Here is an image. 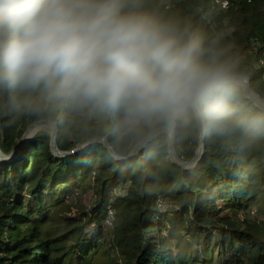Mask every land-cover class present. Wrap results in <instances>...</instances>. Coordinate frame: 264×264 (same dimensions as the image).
I'll return each mask as SVG.
<instances>
[{
	"label": "trees",
	"instance_id": "obj_1",
	"mask_svg": "<svg viewBox=\"0 0 264 264\" xmlns=\"http://www.w3.org/2000/svg\"><path fill=\"white\" fill-rule=\"evenodd\" d=\"M230 4L213 11L209 0H171L166 9L145 0L147 8L183 21L223 58L238 62L237 72L264 100L257 64L264 51V0ZM234 106L237 117L264 116L243 87ZM50 118H57L60 151L107 138L123 158L164 127L122 135L116 114L89 115L71 105L17 110L10 93L0 90V152L10 156L30 125ZM205 131V154L190 169L170 162L166 134L123 164L104 144L58 158L50 133H38L15 161H0V264H264V130ZM199 140L197 124H177L179 162L194 157ZM158 199L170 205L167 213L157 209ZM109 207L113 229L105 226Z\"/></svg>",
	"mask_w": 264,
	"mask_h": 264
},
{
	"label": "clouds",
	"instance_id": "obj_2",
	"mask_svg": "<svg viewBox=\"0 0 264 264\" xmlns=\"http://www.w3.org/2000/svg\"><path fill=\"white\" fill-rule=\"evenodd\" d=\"M237 63L145 0H0V90L17 110L116 114L122 135L193 122L258 133L264 116H236Z\"/></svg>",
	"mask_w": 264,
	"mask_h": 264
},
{
	"label": "water",
	"instance_id": "obj_3",
	"mask_svg": "<svg viewBox=\"0 0 264 264\" xmlns=\"http://www.w3.org/2000/svg\"><path fill=\"white\" fill-rule=\"evenodd\" d=\"M245 78V83L242 86L244 88V93H245V97L246 99L250 100L255 106H257L258 108H260L263 112H264V100L262 98H260L251 88V83L249 81L248 78ZM253 94L256 95L260 101H263L262 103H260L258 101V99H256L255 97H253ZM44 124H53L52 127V133H51V137H52V141H51V148H52V152L53 155H55L58 158H68L70 156H74L77 155L78 153H80L81 151L85 150L86 148L95 145V144H104L106 149L109 151V153L112 155V157L114 159H116L117 161H120L123 164L129 163L132 160H136V157L146 148V146L152 141L154 140L157 136L162 135V134H166L168 136V143H169V149H168V155H169V160L171 163H173L176 166H179L183 169H190L193 168L195 166H197V164L202 160L204 154H205V129H203L202 127L199 126V132H200V140H199V146L196 150V153L194 155V157L187 162H179L176 156V134H177V126L174 129L173 126L172 127H162L157 129L156 131L152 132L151 134H149L147 137H145L143 140H141L137 145H135L132 148V151L129 155V157L127 158H123L120 157L115 151L114 149L111 147L110 143L108 142L107 138H98L95 140H91L88 141L84 144H80L77 145L75 149H73L72 151L69 152H62L59 150L58 148V144L60 141V133H59V127L57 125V123L53 122L50 119H46L43 121H38L32 125H30L27 130L25 131L24 135L22 136V138L20 139L18 146L16 147L15 151L10 155V156H5L0 152V161L2 162H12L15 161L17 156L20 154V152L25 149L27 147V144L29 142L26 141V137L29 134V132H32L34 129L36 131V129H39L42 125ZM174 131H176V133H174ZM37 132V131H36ZM170 132H173L174 134L171 135ZM38 134V132L36 133V135Z\"/></svg>",
	"mask_w": 264,
	"mask_h": 264
},
{
	"label": "built area",
	"instance_id": "obj_4",
	"mask_svg": "<svg viewBox=\"0 0 264 264\" xmlns=\"http://www.w3.org/2000/svg\"><path fill=\"white\" fill-rule=\"evenodd\" d=\"M159 6L169 9L171 7V0H154ZM210 6L213 11L228 10L230 8V0H209ZM258 51V49H256ZM252 54V52H251ZM257 64L263 70V81H264V51L258 54ZM175 129L176 126H173ZM175 132V131H174ZM173 132H171V135ZM119 195L118 192H116ZM170 205L162 199L157 200V209L162 213H167L170 210ZM115 220V211L109 207L107 210V216L105 219V226L107 229H113Z\"/></svg>",
	"mask_w": 264,
	"mask_h": 264
},
{
	"label": "bare ground",
	"instance_id": "obj_5",
	"mask_svg": "<svg viewBox=\"0 0 264 264\" xmlns=\"http://www.w3.org/2000/svg\"><path fill=\"white\" fill-rule=\"evenodd\" d=\"M253 97H255L256 99H258V101L260 102V103H262L263 101H260V99L256 96V95H254L253 94ZM46 128H48L47 127V125L46 124H44V125H42L39 129H36V131L37 132H40V131H43V130H45ZM35 131V129L32 131V132H29V134L27 135V137H26V141L27 142H30V140L36 135V132ZM171 133V132H170Z\"/></svg>",
	"mask_w": 264,
	"mask_h": 264
},
{
	"label": "rangeland",
	"instance_id": "obj_6",
	"mask_svg": "<svg viewBox=\"0 0 264 264\" xmlns=\"http://www.w3.org/2000/svg\"><path fill=\"white\" fill-rule=\"evenodd\" d=\"M50 120L52 121V123H53V122L57 123V118H50ZM46 125H47L48 128H46L45 130L40 131V132L48 131V132L50 133V135H51V133H52V127H51V126H52L53 124H46ZM176 126H177V125H176ZM176 131H177V130H176ZM176 131H175L174 133H176ZM40 132H38V133H40ZM174 133H173V134H174ZM6 157H7V156H6Z\"/></svg>",
	"mask_w": 264,
	"mask_h": 264
}]
</instances>
